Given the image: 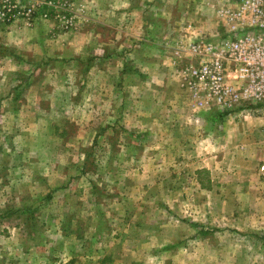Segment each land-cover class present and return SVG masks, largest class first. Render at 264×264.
<instances>
[{
    "label": "rangeland",
    "instance_id": "rangeland-1",
    "mask_svg": "<svg viewBox=\"0 0 264 264\" xmlns=\"http://www.w3.org/2000/svg\"><path fill=\"white\" fill-rule=\"evenodd\" d=\"M21 1L38 3L31 21L18 18L0 25V264H177L163 251L166 244L177 246L176 225L198 216L193 205L201 198L211 203L243 200L244 194L226 190V181L264 184L257 171L261 152L242 148L232 162L238 166L234 171L233 164L228 168L229 162L221 160L213 170L216 178L211 176L214 191L196 193V169L204 187L211 179L198 155L223 146L194 145L199 131L194 128L179 137L175 129L185 116L168 131L162 129L160 111L146 120L151 94L142 88L148 75L137 56L148 51L143 60L162 61L163 52L151 51L145 42L130 50L122 37L117 51L87 44L89 15L96 17L95 37H112L97 20L96 0H53L55 6L47 0ZM139 1L144 7L148 0ZM164 1L153 0L147 8L158 30L151 38L155 47L167 34L165 41H170L182 20L194 21L182 14L192 11L193 0ZM40 26L45 32L35 40ZM1 29H20L22 36ZM211 117L202 123L207 134L211 125L221 128L241 120L236 113L227 121ZM261 134L249 138L257 143ZM231 135L239 138L241 130ZM171 136L176 142L167 146L164 141ZM178 149L184 151L180 159ZM212 208L214 218L233 215L217 204ZM257 215L258 210L252 220ZM130 234L137 236L127 243ZM122 248L135 255L122 258Z\"/></svg>",
    "mask_w": 264,
    "mask_h": 264
},
{
    "label": "crops",
    "instance_id": "crops-1",
    "mask_svg": "<svg viewBox=\"0 0 264 264\" xmlns=\"http://www.w3.org/2000/svg\"><path fill=\"white\" fill-rule=\"evenodd\" d=\"M96 1V9L99 13L97 20L99 19V22H101L99 24H101L102 27H106V29L110 31L112 37L108 39L107 37H102L101 34H98V36L95 37L98 32L93 31L91 28H93L96 17H91L89 15L88 20L92 21V23L85 26V42L87 44L97 43L100 48L109 49L112 47V49L117 51L118 45H121L120 37H122V40L125 39V46H130V50H138V45L141 42L142 44L145 42L148 47L152 48L151 51L158 50L164 54L162 61L161 59H155V61H153L154 59L150 57L143 60L142 56H146V54L150 55L148 51L145 53L140 52L141 56H137V58L142 61L140 66L147 70L148 75L145 76L144 80H142L145 85L142 88L144 89V93L151 94L146 107V109L149 110V117L146 120L150 121L152 117L157 115V112L160 111L163 118L161 122L164 124L162 129L168 131L173 128L171 123L174 120L180 121V119L185 116L186 121H180L177 124V129H175L180 130L179 137L182 133L186 134V131L189 128H194L199 130L197 135L194 136V145H206V148L214 144H217L216 146L218 147L223 146V148L219 151L207 150L206 153L201 151L200 155L197 153L201 160H205L203 166L207 172H209V177L211 179L209 180V186L204 187L200 180L201 171L196 169L195 179L197 185L194 187V191L196 193L198 191L213 192L214 188L212 187V177H215L213 170L219 168L221 160L223 159L229 162L228 168L231 167L233 164L232 162L241 156L240 150L244 147L248 146L251 150L248 152L251 154H254L256 151H258V153L261 152L262 156L260 155L259 162L261 164L264 160V150L260 151L259 146L264 144V105L248 104L243 109H234L231 111H221L216 109L203 111L196 108L192 102L189 92L183 88L181 84V78L179 75V68L181 65L175 62L173 55L175 42L182 34V31L186 30L187 24H190L192 30L200 37L211 36L213 33H219L222 30V28L219 27L218 21L219 8L230 1L235 2L239 0H193L192 11H184L182 14L184 16L190 15L194 21L187 23L182 20V22L175 29H173L174 33L171 35L170 41L169 39H167L168 42L165 41L166 37L169 38V35L167 34L165 39L161 42L162 46L158 47H155L156 45L151 39L154 35H156L158 30L156 31L153 19H151L148 15L151 14L150 12L152 11L147 9L151 7L153 0H148L144 7H141V4L138 6V3L141 2L139 0ZM165 3L166 2L163 0V3L161 4L164 5ZM167 11H169V9H167ZM162 12L164 13V11ZM171 13V11L168 12L169 16ZM6 30L7 29L4 31ZM20 31V29H10V31H6L5 33L13 32L15 37L18 38L22 36ZM44 32L45 31L41 26L39 29L35 30V40L41 33L44 34ZM0 36L3 38L2 34ZM165 51L166 53L168 51L169 52L165 55ZM104 93L106 94V91ZM159 100H163V104H161L162 108L157 107V105H159ZM234 113L240 115L241 120L239 122H228L225 124L226 126L221 128L211 125L209 126L211 130L209 129L210 132L208 134L203 132L206 130V126L202 123L204 122V118L206 116H212L211 118H213V115L218 118L226 117L227 121L228 116ZM245 113H250L251 115H249V117H253L255 119L251 120L247 115H245ZM242 118L244 119V122H241ZM236 129L241 130V137L234 139L231 133ZM260 131L262 133V141H258L256 143V140L249 138L251 135L257 134ZM165 137H167V135H165ZM215 137H219L220 139L216 140ZM176 139L177 138L171 136L169 140L164 141V144L167 146L172 145L176 142ZM184 142L186 141H183V143ZM237 147L239 148L236 149ZM255 147L258 148L254 149ZM183 154L184 151L178 149L179 159L182 158ZM233 165L234 167L232 170L234 171L238 166L235 163ZM197 171H199V173ZM257 171L258 175L264 179V177L259 174V168H257ZM216 176L219 177L218 175ZM241 182H239L236 186L228 184V181H226L225 183L227 185L225 188L230 194L234 192L244 194L245 198L243 200L232 201V197H229L227 198L228 200H218V203H211L206 200L202 201V198L196 201L194 203L195 205H193L194 210L195 212L199 211L200 213L197 217L191 220H181L180 224L176 225L177 246L174 247L173 245L169 246L166 244L165 246L167 247L164 248L163 251H169L168 254L171 253L169 257H176L178 259L177 264H263L264 218L261 215L264 213V184L261 183L255 187L250 184L251 182H249V184L244 183V185H241L243 184ZM257 194L260 196L256 197ZM219 195H221V193H219ZM219 197L220 196H218V198ZM258 198H260L259 201L256 200ZM215 204H217V209L219 210H223L224 207L226 209L233 210V215L226 219H218L217 217L214 218L212 214L214 209L212 206ZM257 210L258 215L257 220L255 221L252 220V218L256 217L255 215ZM201 211H203L205 215L202 214ZM171 223L174 225L173 222ZM256 224L260 227L256 231L248 229L249 226ZM173 225L169 226L172 230H174ZM224 226H228L230 229H227ZM166 233L168 236L169 233L172 232L171 230H168ZM249 233H253L251 234L253 236L252 240L250 239L251 236ZM136 236L137 235L131 234L127 235V240L125 241L129 243L131 242V239L133 240ZM133 252L134 251L132 249L126 248L125 251H120V256L122 258L133 257V255H135ZM150 253L151 250L146 254L147 257ZM169 262L170 261H167L165 264H170ZM104 264H111V262H105Z\"/></svg>",
    "mask_w": 264,
    "mask_h": 264
},
{
    "label": "built area",
    "instance_id": "built-area-1",
    "mask_svg": "<svg viewBox=\"0 0 264 264\" xmlns=\"http://www.w3.org/2000/svg\"><path fill=\"white\" fill-rule=\"evenodd\" d=\"M46 3L55 6L53 0ZM37 5L0 0V25L18 18L31 21ZM218 14L220 33L200 37L187 24L175 42L183 88L203 111L264 105V0L230 1ZM259 174L264 177V160Z\"/></svg>",
    "mask_w": 264,
    "mask_h": 264
},
{
    "label": "trees",
    "instance_id": "trees-1",
    "mask_svg": "<svg viewBox=\"0 0 264 264\" xmlns=\"http://www.w3.org/2000/svg\"><path fill=\"white\" fill-rule=\"evenodd\" d=\"M199 173V171H197Z\"/></svg>",
    "mask_w": 264,
    "mask_h": 264
}]
</instances>
